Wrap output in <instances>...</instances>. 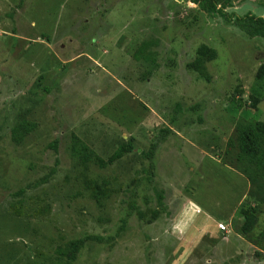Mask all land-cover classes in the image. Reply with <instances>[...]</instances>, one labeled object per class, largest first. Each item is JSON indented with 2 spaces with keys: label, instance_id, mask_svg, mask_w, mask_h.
I'll list each match as a JSON object with an SVG mask.
<instances>
[{
  "label": "rangeland",
  "instance_id": "1",
  "mask_svg": "<svg viewBox=\"0 0 264 264\" xmlns=\"http://www.w3.org/2000/svg\"><path fill=\"white\" fill-rule=\"evenodd\" d=\"M216 1L229 20L202 0H0V264H65L86 236L101 241L74 264H264L241 232L255 206L263 232L264 204L222 160L239 123L264 121V38L235 21L264 0ZM75 136L105 161L135 149L100 168Z\"/></svg>",
  "mask_w": 264,
  "mask_h": 264
},
{
  "label": "trees",
  "instance_id": "2",
  "mask_svg": "<svg viewBox=\"0 0 264 264\" xmlns=\"http://www.w3.org/2000/svg\"><path fill=\"white\" fill-rule=\"evenodd\" d=\"M23 1V0H22ZM200 10L207 13L208 15H217L226 20H229V15L222 9H218L216 0H202ZM241 30L249 34L251 38H264V19L255 18L254 16H247L245 18H236L235 20ZM261 32V33H260ZM146 44L144 43L136 52L135 58L141 60L139 57L140 53H144ZM143 50V51H142ZM258 79L264 77V66L259 69ZM182 111L181 106H177L175 114ZM175 121V119H174ZM167 129L163 132H170ZM32 132V126L25 122L18 124L12 130V138L15 143L21 144L25 137ZM74 143L71 147L72 155L74 158L79 160L82 164L90 162H96L100 168H107L114 165L118 161L122 160L125 156L131 154L134 149V142L130 140L127 143L122 144L113 155L107 160L100 158L95 152L89 149L78 137H73ZM58 141L53 145L54 149H57ZM157 149L156 144H152L150 150L143 155L147 159H152L154 152ZM226 159H222L224 165L230 168L238 170L244 175L248 181L253 184L255 192L253 193L258 197L260 203L264 204V121L260 122H241L237 125V128L228 142V148L226 150ZM221 159V158H220ZM104 186L95 188L93 195L99 201L102 197L108 195L107 183ZM101 197V198H100ZM261 197V198H260ZM164 197L159 196V205L164 208ZM260 208L249 207L248 209H241V214L244 217L245 224L242 228V235L245 238L256 242L255 245L261 246L264 244V230L256 238L252 234L258 219ZM158 212H154V219L157 218ZM90 241H101L100 237L86 236L81 239L71 241L67 246L66 250L59 251L61 256H65L67 261L65 264H74L81 251L84 249L86 244ZM262 247V246H261ZM257 256L264 255V246L261 251H258Z\"/></svg>",
  "mask_w": 264,
  "mask_h": 264
},
{
  "label": "built area",
  "instance_id": "3",
  "mask_svg": "<svg viewBox=\"0 0 264 264\" xmlns=\"http://www.w3.org/2000/svg\"><path fill=\"white\" fill-rule=\"evenodd\" d=\"M219 228L222 232H227V227L221 225Z\"/></svg>",
  "mask_w": 264,
  "mask_h": 264
},
{
  "label": "crops",
  "instance_id": "4",
  "mask_svg": "<svg viewBox=\"0 0 264 264\" xmlns=\"http://www.w3.org/2000/svg\"><path fill=\"white\" fill-rule=\"evenodd\" d=\"M89 58H90V57H89ZM90 60H92V61H93L94 59H91V58H90ZM93 62H94V61H93ZM241 238H242V237H241ZM243 239L245 240V238H242V240H243ZM248 244L250 245V247H252V248H254V249H255V247H254V246H253L251 243H248Z\"/></svg>",
  "mask_w": 264,
  "mask_h": 264
}]
</instances>
